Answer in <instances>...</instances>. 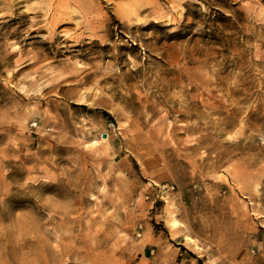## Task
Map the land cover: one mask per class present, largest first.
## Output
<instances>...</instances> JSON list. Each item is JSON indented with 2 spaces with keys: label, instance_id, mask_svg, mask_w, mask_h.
Wrapping results in <instances>:
<instances>
[{
  "label": "rangeland",
  "instance_id": "obj_1",
  "mask_svg": "<svg viewBox=\"0 0 264 264\" xmlns=\"http://www.w3.org/2000/svg\"><path fill=\"white\" fill-rule=\"evenodd\" d=\"M0 264H264V0H0Z\"/></svg>",
  "mask_w": 264,
  "mask_h": 264
}]
</instances>
